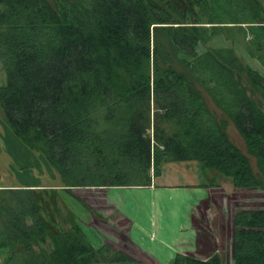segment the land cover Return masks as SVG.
<instances>
[{"label": "trees", "instance_id": "trees-1", "mask_svg": "<svg viewBox=\"0 0 264 264\" xmlns=\"http://www.w3.org/2000/svg\"><path fill=\"white\" fill-rule=\"evenodd\" d=\"M207 2L0 0V107L59 181L0 185V264H143L94 247L75 213L63 212L59 189L146 187L163 164L190 160L236 189L263 188L264 77L238 57L233 37L211 43L236 30L264 67V9ZM232 226V264H264V210H237ZM171 264L224 263L213 252L177 253Z\"/></svg>", "mask_w": 264, "mask_h": 264}, {"label": "rangeland", "instance_id": "rangeland-1", "mask_svg": "<svg viewBox=\"0 0 264 264\" xmlns=\"http://www.w3.org/2000/svg\"><path fill=\"white\" fill-rule=\"evenodd\" d=\"M258 2L264 9V0H258ZM209 3L208 0L207 4L209 5ZM233 15V13L227 16L223 15V18L232 17ZM237 33L239 32L236 30H233L231 34L223 32V34L214 38L213 44L211 43V45L229 46L231 45V41L227 40V36L233 37L236 39L237 44L235 50L238 57L245 64H248L253 69L259 71L264 77V67L262 64L258 60L250 57L245 49L247 39H241L242 36H239ZM4 81L5 73L0 59V85H2ZM206 99L209 108L215 110L218 115L221 116L220 110L216 108L214 103L208 97ZM262 110L264 111V106ZM227 123V133L230 140L235 146L243 151L245 155H247L253 170L258 172L256 158L247 151L243 137L230 120H227ZM47 166V162L41 155L28 150L9 130L0 107V185H28L35 182L51 186L58 184L59 181L54 178L56 177L54 176V172L49 166ZM215 183H218V190L215 193V199L217 200L216 205L210 203L205 209V215L203 214L204 221L209 225L212 234L215 236V242H201V248H199V250L196 251L189 247L187 249H190V251L185 254L202 256L201 253L210 254L212 252H217L222 258L224 264H232L233 214L237 210H264V186L262 189H236L233 187L229 179L219 175H216ZM94 188L95 187L73 188L71 193L59 189L58 191L63 197V200L60 199L61 201L59 203L63 212H66L68 207V209L74 210L77 221L87 239L94 247H99L101 244L98 245V243H100L98 240L102 236H108V238L109 234L114 236L110 229H117L119 226L124 227L121 223L125 224V222L123 220H118L119 215L116 209L109 207V203H105V199L101 193L102 191ZM87 202L95 209L93 210L89 207L87 208L89 209L88 212L93 210V213H95L93 217L95 216L97 219H95V217L88 218L86 216L85 208L88 206ZM145 213L146 211L141 212L140 217L144 216ZM183 218L184 216L182 214L180 221H182ZM99 219H105L106 224ZM144 219L145 218H143L142 221H144ZM87 223L90 224L87 226ZM116 247L114 248L124 252L123 248H119V246ZM182 251H185L184 248ZM124 253L131 258H139L140 260L136 261L140 263L150 262L149 258L143 253V251L137 253L133 249V256L130 253Z\"/></svg>", "mask_w": 264, "mask_h": 264}, {"label": "crops", "instance_id": "crops-1", "mask_svg": "<svg viewBox=\"0 0 264 264\" xmlns=\"http://www.w3.org/2000/svg\"><path fill=\"white\" fill-rule=\"evenodd\" d=\"M216 175L219 174L202 168L194 160L167 162L150 186L94 188L102 191L105 203L116 209L118 220L125 222L121 223L124 227L110 229L115 237L110 234L109 238L102 236L98 245L119 246L132 256L133 249L137 253L143 251L150 261L143 264H171L177 253L189 252L187 248L197 251L201 242H215L203 214L210 203L216 205ZM87 205L86 216L93 217L95 209L88 202ZM89 207L93 210L88 212ZM144 211L145 215L140 217ZM182 214L184 218L180 221ZM99 220L106 224L105 219ZM210 254L201 253L202 256L198 257L206 258Z\"/></svg>", "mask_w": 264, "mask_h": 264}]
</instances>
